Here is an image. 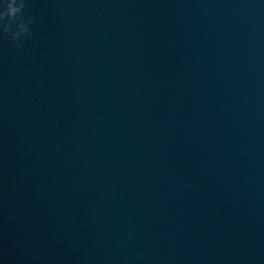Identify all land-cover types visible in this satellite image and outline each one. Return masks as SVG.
<instances>
[{
  "label": "water",
  "instance_id": "95a60500",
  "mask_svg": "<svg viewBox=\"0 0 264 264\" xmlns=\"http://www.w3.org/2000/svg\"><path fill=\"white\" fill-rule=\"evenodd\" d=\"M24 16L0 27V264H264V0Z\"/></svg>",
  "mask_w": 264,
  "mask_h": 264
},
{
  "label": "clouds",
  "instance_id": "9594fccd",
  "mask_svg": "<svg viewBox=\"0 0 264 264\" xmlns=\"http://www.w3.org/2000/svg\"><path fill=\"white\" fill-rule=\"evenodd\" d=\"M26 7V0H4V4L0 5V27L3 28L4 33L11 31L13 25L22 28L28 35H30L28 25L32 23V19L28 18L25 22L24 9ZM7 20V24L2 22Z\"/></svg>",
  "mask_w": 264,
  "mask_h": 264
}]
</instances>
